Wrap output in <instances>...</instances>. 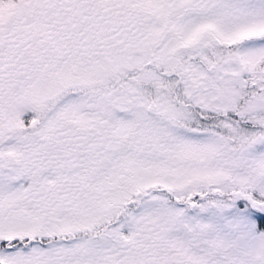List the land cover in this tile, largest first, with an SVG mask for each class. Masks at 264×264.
<instances>
[{
  "label": "snow or ice",
  "instance_id": "snow-or-ice-1",
  "mask_svg": "<svg viewBox=\"0 0 264 264\" xmlns=\"http://www.w3.org/2000/svg\"><path fill=\"white\" fill-rule=\"evenodd\" d=\"M0 264H264V0H0Z\"/></svg>",
  "mask_w": 264,
  "mask_h": 264
}]
</instances>
